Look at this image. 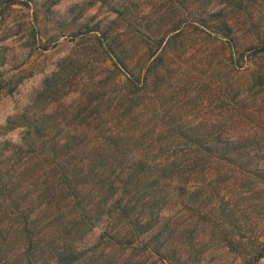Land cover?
I'll use <instances>...</instances> for the list:
<instances>
[{
  "label": "rangeland",
  "instance_id": "rangeland-1",
  "mask_svg": "<svg viewBox=\"0 0 264 264\" xmlns=\"http://www.w3.org/2000/svg\"><path fill=\"white\" fill-rule=\"evenodd\" d=\"M89 1L0 0V230L15 217L14 203L42 230L34 237L42 243L27 252L6 231L9 264H60L62 241L78 253L62 264H264V0L108 2L130 5L150 40L176 23L189 32L164 51L162 72L131 103L111 86L125 76L112 74L85 27L100 32L116 15ZM115 25L134 64L159 54L162 46L155 51L131 38L125 22ZM63 59L68 85L39 96ZM100 95L99 124L76 123L88 96ZM115 130L122 134L111 147ZM191 139L201 151L187 146ZM67 168L78 175L77 195L58 186L56 169ZM137 168L155 194L121 215L130 197L117 174ZM99 200L103 213L91 228L70 231L68 221L83 218L76 209L88 203L87 213Z\"/></svg>",
  "mask_w": 264,
  "mask_h": 264
},
{
  "label": "trees",
  "instance_id": "trees-1",
  "mask_svg": "<svg viewBox=\"0 0 264 264\" xmlns=\"http://www.w3.org/2000/svg\"><path fill=\"white\" fill-rule=\"evenodd\" d=\"M45 1L46 2L52 1L54 2L53 3L54 5H56L58 2V0H45ZM96 1H99V0H90L88 2V6H93V4ZM110 1L111 0H102V3L107 4L108 8H110L113 11V13L116 15L112 23H110L109 26L104 27V29H102L100 32H98V30L95 29L96 27L90 28L87 24L85 25L86 32L87 34L89 33L93 34L94 44L96 43V45L103 48L107 56L109 57V60L111 61L112 68H113L112 70L113 72L110 71V75H111V72L112 74H114L115 72H118L119 74L122 73V75L125 76V79L122 83L121 81L117 80L116 75H114L111 86L113 89L118 90L120 97H124L126 99V103L128 102L131 103V101L133 102L134 99H138V98L140 99V96H138V94L146 91L151 85L150 82L154 81L155 77H158V73L160 71L162 72V70L159 68L163 66L164 59L166 58L164 51H167V50L170 51L169 49L173 48V46L177 43L179 39L183 40L185 37H187L189 32L186 31L184 28H180L181 24L176 23L173 25L172 29L168 30L164 34L165 37L157 39L156 37L157 29L151 32L152 35H154V37L152 40H150L148 35H146L145 33L142 34L140 32L141 31V28H139L140 25L139 26L135 25L137 16L134 15V11L131 10L130 5L124 2L120 4L118 7L116 5L111 6L108 4V2ZM181 4H182V1H181ZM118 21L123 22V23L125 22L129 30V34L132 35L131 38L134 39L136 35L137 37L146 39L145 42L151 43L152 46L155 47L154 49L155 51L158 50L162 46L161 50L159 51V54L155 58L151 59L155 54V52H152V54L148 55V58H149L147 59L148 61L146 60L144 63H142V65L134 64L133 57L124 54L123 45L118 42L119 35L112 31L114 29V27L112 26H116L115 24L116 22L118 23ZM197 27H200V26L197 25ZM200 28H202V30H207V28H204V27H200ZM172 31H173V35L169 36L165 40L166 35ZM132 43L133 42H131L130 44ZM161 54L163 55V57L161 56ZM168 62H169V65L171 66L172 62L170 59H168ZM69 63H70V60H66V59H63L59 62V64L57 65V71L53 72L43 82V88L39 96L44 95V94H47L48 96V94H50L51 92L54 94L53 90H56V91L59 90L58 88L60 87L61 83L64 84L65 86L68 85L67 82H68L70 75L69 73L65 75L64 68L67 67L68 65L66 64H69ZM59 81H60V84L57 85ZM64 85H62V87H64ZM101 86L102 85H98L95 87L97 89V88H101ZM53 88H56V89H53ZM89 95L91 97L94 96L93 93L91 92L89 93ZM91 97L88 96L85 106L82 109L76 111V115L74 116V118L75 119L79 118V120H77L76 123L81 124L83 122H95L96 124H99V121L102 120V112L100 110V105L102 102L101 98L103 96L100 95V97H95V99L93 98L91 99ZM118 134H122V133L119 130L111 131L109 133L108 143H110L115 138H120ZM185 143H187V146L196 147L195 151H201L202 149V145H201L202 143H201V140L199 139L198 140L197 139L187 140L185 141ZM77 146H80V144H77ZM110 146L112 147L113 145L110 143ZM89 163H91V161H89ZM167 165H170V164H167ZM56 170L58 172V178L62 180L58 182V186L61 188V190H63V186H65L67 187L66 189L69 192L72 189L71 193L77 195V193L73 192V190H79V187H78L79 185H77L79 184V179H77L78 175L71 174L69 172L70 169L68 168L67 170H64L63 172H60L59 169H56ZM72 170L73 169H71V171ZM166 170H167L166 166L160 169L161 172H164ZM74 171L75 170H73L72 172L74 173ZM100 175L102 176V174ZM117 176L123 177V179L120 180L121 190L123 191L122 194L124 196L128 195L130 197L127 204L117 209L121 215L123 214L126 215L128 212L131 213V211L137 204L143 203L146 200L153 198L155 191L153 192V194H151L150 192L152 189L149 191V188H147V185H150L149 182L151 183L152 181H150L147 178L148 173H144L142 168H137V169H133L130 171H127V170L119 171ZM1 177L2 176L0 175V180H1ZM155 181H158V180H155ZM70 182H75V184L70 185ZM0 185H1L0 191L2 190L6 191L5 190L6 185H4L3 183H0ZM110 188L111 189L107 190L108 192L112 191L113 193L117 190V187L113 186L112 183L110 184ZM10 193L11 192H7L6 195ZM9 201L13 203L12 199H9ZM105 202L106 200L104 201L99 200L96 207L90 208V211H88L87 213L85 211H87L86 208L88 206V203L80 206V208H77L76 210L80 213V215L81 214L83 215V218L80 221H76L75 218L70 219L68 221L69 230L72 232H77V231H80L84 227L90 229L91 228L90 226H92L94 223L93 219L97 218V216L99 217V215L103 213L101 209L102 208L101 205L104 206ZM121 202H118L117 200L114 203L115 207L110 209L109 212L111 213V210L112 211L116 210V206H120ZM74 207L76 208V206ZM12 208H13L12 211L15 217L13 218L10 217L9 219L6 220V223H7L6 226L8 228L7 229L5 228V232L4 230L3 231L0 230V264H9L10 262V257H7L9 251H6L3 249L4 242L7 240V237L4 235L19 234L20 237L22 238L20 243H22L25 246L24 247L25 252L32 250L33 248L40 245L39 243H42L38 241V238L34 239V237L37 234H40L39 232L42 231L41 229L35 231L37 228L35 224H38V223L31 221L28 215L26 216L23 215L24 209L22 207H19L17 204L14 203L12 205ZM84 209L85 211H83ZM99 210H101V212ZM95 211H98V215H97V212L95 215ZM91 213H93V215H91ZM97 220L98 219H96L95 221ZM46 227L48 226L46 225ZM65 228L66 226L64 227V229ZM7 230H12V233L5 234ZM67 234H69V231ZM67 242L68 241L64 243L62 241V242L57 243L55 246V248L58 249V257L61 258V260L58 261L60 264H62V262L70 263L76 260L77 255H78V253L75 251L72 241L70 243H67ZM25 256L27 257V260L30 261L28 255L25 254Z\"/></svg>",
  "mask_w": 264,
  "mask_h": 264
}]
</instances>
